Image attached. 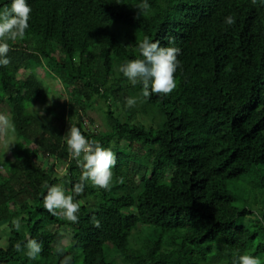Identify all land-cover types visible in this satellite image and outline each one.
<instances>
[{"label":"trees","instance_id":"1","mask_svg":"<svg viewBox=\"0 0 264 264\" xmlns=\"http://www.w3.org/2000/svg\"><path fill=\"white\" fill-rule=\"evenodd\" d=\"M140 2L28 0L30 27L0 67V108L21 140L0 157V264H60L62 240L72 264H231L245 253L264 264V0H148L139 15ZM145 37L180 49L169 94L145 98L118 71L142 58ZM38 69L63 87L44 115L37 106L54 96ZM73 125L114 153L107 188L73 191L82 169L62 139ZM51 185L78 202L76 222L44 207ZM28 239L43 246L34 260L14 250Z\"/></svg>","mask_w":264,"mask_h":264},{"label":"clouds","instance_id":"2","mask_svg":"<svg viewBox=\"0 0 264 264\" xmlns=\"http://www.w3.org/2000/svg\"><path fill=\"white\" fill-rule=\"evenodd\" d=\"M256 2L257 0H253V3ZM149 8L148 0H141L136 9L139 10L140 15L147 12ZM31 12L32 8L28 0H11L10 6L0 9V67H6L10 64V58L7 55L10 51L9 42L22 40L25 37L30 27ZM224 23L232 26L236 20L232 15H229L225 17ZM171 43L172 41L169 40V44ZM137 47L142 58L125 61L119 66L118 71L133 86L142 85L141 95L145 98L155 93L165 95L171 93L176 86L174 74L179 67L177 57L180 49L172 46H161L158 41L153 42L147 37ZM136 103V97L126 98L128 107H133ZM7 115L9 116V113ZM0 122L9 126V122L4 116H0ZM89 126L87 121L84 128L88 129ZM91 129L97 128L91 126ZM8 132L11 131L5 128L4 134ZM62 139L65 140L70 155L77 159V165L82 169L80 182L73 186V191L76 194L81 193L87 181L95 186L107 188L113 177L111 169L116 163L112 150L104 148L99 143L94 144L88 141L81 130L74 125L70 126ZM82 154L81 161L79 158ZM43 203L44 207L54 216L62 215L72 222H76L78 219L76 215L79 210L78 202H74L72 195H66L59 185L48 187ZM13 224L19 230V219L14 220ZM63 244L64 241L62 240L55 248L56 254L63 257L60 264H72L73 258L71 255L64 254ZM42 247V243L36 239H28L23 245L16 243L14 250L18 253L23 251L29 259L34 260L42 252ZM231 264H261V257L249 253L240 254L233 257Z\"/></svg>","mask_w":264,"mask_h":264},{"label":"rangeland","instance_id":"3","mask_svg":"<svg viewBox=\"0 0 264 264\" xmlns=\"http://www.w3.org/2000/svg\"><path fill=\"white\" fill-rule=\"evenodd\" d=\"M37 72L39 73V77L42 79L44 86L47 87V89L49 90L50 94L52 96H54V98L50 101H48V104L45 108H41L40 106L37 108H40V115H44V110L47 108H50L53 106L52 102L56 101L59 99V97L62 95L63 92V87L60 83L59 80H55L53 78H49L46 77L45 74L42 72V70H37ZM23 73V72H22ZM21 78H23V74L21 75ZM51 96V97H52ZM64 97V95H63ZM66 99L62 98V100L60 101L62 103V101L64 102ZM5 107L0 108V116H4L7 118L8 122L10 123L9 127L5 126L6 130H10L11 132H8L6 134H4L3 139H1L0 142V157H4L6 159L11 158V152H10V148L12 147H21V140L18 138L16 131L14 129V126L12 125V123L9 120V116L7 115V113L4 111ZM59 110H57L56 114H59ZM90 116L95 120V123L97 124V127H100L102 130H105V128H103V117L99 111V108H96L95 111L90 112ZM48 121H50V119H47ZM0 124H3V122H0ZM8 127V128H7ZM44 166L47 167V165L53 166L56 163L53 160H45L43 161ZM57 173L59 172V175L64 171L63 167H58L57 169ZM2 230L0 228V236L3 235ZM2 245H6V240L3 241Z\"/></svg>","mask_w":264,"mask_h":264}]
</instances>
